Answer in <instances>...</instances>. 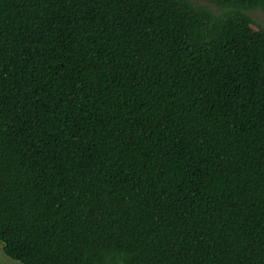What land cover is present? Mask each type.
I'll return each mask as SVG.
<instances>
[{
    "label": "trees",
    "instance_id": "1",
    "mask_svg": "<svg viewBox=\"0 0 264 264\" xmlns=\"http://www.w3.org/2000/svg\"><path fill=\"white\" fill-rule=\"evenodd\" d=\"M0 0V242L20 264H264V0Z\"/></svg>",
    "mask_w": 264,
    "mask_h": 264
},
{
    "label": "rangeland",
    "instance_id": "2",
    "mask_svg": "<svg viewBox=\"0 0 264 264\" xmlns=\"http://www.w3.org/2000/svg\"><path fill=\"white\" fill-rule=\"evenodd\" d=\"M197 5H207L209 9L214 13H219L222 11L220 7H216L205 0H190ZM248 15L253 17L256 21H258L261 25L264 26V12L260 9H250L245 11ZM0 264H20L18 260L12 259L8 257L2 249V243L0 242Z\"/></svg>",
    "mask_w": 264,
    "mask_h": 264
}]
</instances>
